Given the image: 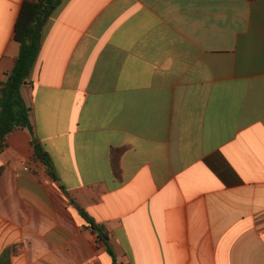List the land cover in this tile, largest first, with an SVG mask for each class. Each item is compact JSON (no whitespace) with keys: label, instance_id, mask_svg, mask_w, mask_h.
<instances>
[{"label":"crops","instance_id":"crops-1","mask_svg":"<svg viewBox=\"0 0 264 264\" xmlns=\"http://www.w3.org/2000/svg\"><path fill=\"white\" fill-rule=\"evenodd\" d=\"M0 0V86L22 5ZM0 153L11 264H264V0H63ZM113 149H125L121 179Z\"/></svg>","mask_w":264,"mask_h":264},{"label":"trees","instance_id":"trees-1","mask_svg":"<svg viewBox=\"0 0 264 264\" xmlns=\"http://www.w3.org/2000/svg\"><path fill=\"white\" fill-rule=\"evenodd\" d=\"M63 0H40L25 2L20 10L15 26V42L19 44V55L15 66L7 74V79L0 86V153L6 145L8 136L16 130H27L32 135L33 160L44 165L53 175L54 165L49 153L36 139L31 123V109L27 106L22 88L27 85L39 58L45 25ZM125 149H113L112 168L117 179H121L120 160ZM0 169V176L2 174ZM79 214L98 232L99 238L108 246L113 264H118L117 257L109 243L104 229L97 225L90 215L77 206ZM20 252L19 246L8 247L0 256V264H11L12 258Z\"/></svg>","mask_w":264,"mask_h":264}]
</instances>
